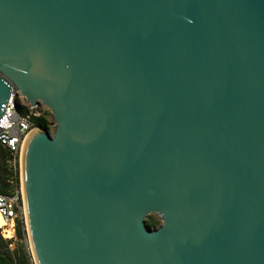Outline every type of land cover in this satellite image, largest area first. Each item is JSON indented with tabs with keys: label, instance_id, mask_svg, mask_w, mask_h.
Here are the masks:
<instances>
[{
	"label": "water",
	"instance_id": "obj_1",
	"mask_svg": "<svg viewBox=\"0 0 264 264\" xmlns=\"http://www.w3.org/2000/svg\"><path fill=\"white\" fill-rule=\"evenodd\" d=\"M12 89L34 264H264V0H0Z\"/></svg>",
	"mask_w": 264,
	"mask_h": 264
},
{
	"label": "built area",
	"instance_id": "obj_2",
	"mask_svg": "<svg viewBox=\"0 0 264 264\" xmlns=\"http://www.w3.org/2000/svg\"><path fill=\"white\" fill-rule=\"evenodd\" d=\"M22 96L14 89L8 95L0 115V145L6 150L8 159L7 167L15 175L21 144L26 134L38 127L34 126L31 117L39 116L40 111H33L36 106L30 107L21 101ZM26 107V111L19 108ZM7 193H0V217L3 220L0 225V237L7 243V247L12 249L17 242H22L27 249L26 223L23 211L21 188L13 179ZM19 227L22 238L17 239L15 230Z\"/></svg>",
	"mask_w": 264,
	"mask_h": 264
},
{
	"label": "trees",
	"instance_id": "obj_3",
	"mask_svg": "<svg viewBox=\"0 0 264 264\" xmlns=\"http://www.w3.org/2000/svg\"><path fill=\"white\" fill-rule=\"evenodd\" d=\"M23 112L26 111V107L21 106L19 108ZM31 121L34 126L38 128L47 127V120L40 114L39 116H32ZM8 154L6 150L0 145V193H7L11 186L10 180L18 183L17 169H15V175L7 167ZM147 227H152V223H146ZM17 239L22 238L21 231L17 226L15 230ZM0 264H32L30 257L24 248L22 242H17L12 249L7 247V243L0 237Z\"/></svg>",
	"mask_w": 264,
	"mask_h": 264
},
{
	"label": "rangeland",
	"instance_id": "obj_4",
	"mask_svg": "<svg viewBox=\"0 0 264 264\" xmlns=\"http://www.w3.org/2000/svg\"><path fill=\"white\" fill-rule=\"evenodd\" d=\"M21 101L23 103H25L28 106V103L26 102V100L22 97ZM33 111H40V113L45 117V119L47 120V127H46V131L48 134H52L53 129H54V122L52 120V115L49 111V109L44 106L43 104H40V102H37L36 106L32 109ZM18 185H20V176H19V158H18ZM143 223L144 225H146V223H152L153 226L152 227H148L149 229H154L156 227H158L161 224V219L160 216L155 213V212H150L148 214H146L143 217ZM26 241H27V249L26 252L28 253L29 257H30V261L32 262V264H34V260L32 257V253H31V249H30V245H29V241H28V236L26 235Z\"/></svg>",
	"mask_w": 264,
	"mask_h": 264
},
{
	"label": "bare ground",
	"instance_id": "obj_5",
	"mask_svg": "<svg viewBox=\"0 0 264 264\" xmlns=\"http://www.w3.org/2000/svg\"><path fill=\"white\" fill-rule=\"evenodd\" d=\"M35 129H32V130H30L27 134H26V136L30 133V132H32V131H34ZM25 136V137H26ZM22 145V144H21ZM21 148V147H20ZM19 154H20V152H19ZM2 222H3V220L1 219V217H0V225L2 224Z\"/></svg>",
	"mask_w": 264,
	"mask_h": 264
}]
</instances>
